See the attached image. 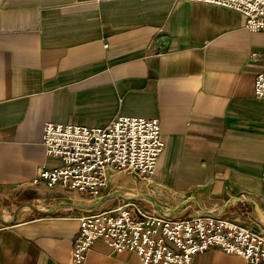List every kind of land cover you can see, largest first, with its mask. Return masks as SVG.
I'll return each instance as SVG.
<instances>
[{
  "label": "crops",
  "instance_id": "crops-1",
  "mask_svg": "<svg viewBox=\"0 0 264 264\" xmlns=\"http://www.w3.org/2000/svg\"><path fill=\"white\" fill-rule=\"evenodd\" d=\"M263 72L264 33L228 8L0 0V264H75L78 218L102 201L94 211L135 199L174 219L214 214L264 229ZM118 117L160 120L166 150L151 184L123 174L133 180H111L99 199L30 185L61 165L46 156V124ZM83 264L141 260L98 240ZM194 264L252 263L210 249Z\"/></svg>",
  "mask_w": 264,
  "mask_h": 264
},
{
  "label": "built area",
  "instance_id": "built-area-1",
  "mask_svg": "<svg viewBox=\"0 0 264 264\" xmlns=\"http://www.w3.org/2000/svg\"><path fill=\"white\" fill-rule=\"evenodd\" d=\"M201 2L239 12L245 27L264 33V0H174ZM255 96L264 100V72L255 81ZM46 156L61 161L55 168L37 172L30 185L47 190L77 191L99 199L115 175L136 176L151 184L166 150L158 119L118 117L106 127L48 123L44 127ZM73 261L83 264L98 240L116 254L139 256L141 264H194L210 249L222 250L249 263L264 261V229L242 225L228 217L204 214L186 219L145 208L127 200L79 218Z\"/></svg>",
  "mask_w": 264,
  "mask_h": 264
},
{
  "label": "rangeland",
  "instance_id": "rangeland-1",
  "mask_svg": "<svg viewBox=\"0 0 264 264\" xmlns=\"http://www.w3.org/2000/svg\"><path fill=\"white\" fill-rule=\"evenodd\" d=\"M133 180V176H127V175H123V174H121V175H117V176H115L113 179H112V186L111 187H113V186H119V185H121V184H123V185H125V184H128L130 181H132ZM60 192V191H59ZM66 192V191H65ZM61 193H63V192H61ZM67 193H71L72 195H74V196H79V197H81V194L80 193H78L77 191H69V192H67ZM40 194H42V195H46V193L45 192H42V191H40ZM131 200H135V199H131ZM148 203H143V206L145 207V208H148ZM150 206V205H149ZM30 210H32V209H30ZM23 212V211H22ZM30 212V211H29Z\"/></svg>",
  "mask_w": 264,
  "mask_h": 264
},
{
  "label": "water",
  "instance_id": "water-1",
  "mask_svg": "<svg viewBox=\"0 0 264 264\" xmlns=\"http://www.w3.org/2000/svg\"><path fill=\"white\" fill-rule=\"evenodd\" d=\"M107 199H109V198L107 197L105 200H107ZM150 200L152 201L151 198H150ZM103 202H104V201H102L101 203L97 204V205L93 208V211H94L95 209L99 208Z\"/></svg>",
  "mask_w": 264,
  "mask_h": 264
},
{
  "label": "bare ground",
  "instance_id": "bare-ground-1",
  "mask_svg": "<svg viewBox=\"0 0 264 264\" xmlns=\"http://www.w3.org/2000/svg\"><path fill=\"white\" fill-rule=\"evenodd\" d=\"M30 209V207H25L23 210L24 211H26V210H29ZM13 219H11V221H12Z\"/></svg>",
  "mask_w": 264,
  "mask_h": 264
}]
</instances>
